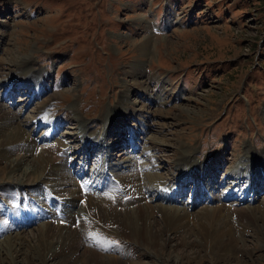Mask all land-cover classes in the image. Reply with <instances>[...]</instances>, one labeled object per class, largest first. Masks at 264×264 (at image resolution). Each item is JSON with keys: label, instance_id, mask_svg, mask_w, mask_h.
<instances>
[{"label": "rangeland", "instance_id": "374dc122", "mask_svg": "<svg viewBox=\"0 0 264 264\" xmlns=\"http://www.w3.org/2000/svg\"><path fill=\"white\" fill-rule=\"evenodd\" d=\"M147 38H152L151 52L142 53L140 45ZM31 58L37 70L44 67L52 72L51 91L22 109L25 103H21V97L28 93L27 86L8 94V100L4 98L6 102L1 99L6 89L0 87V104L12 107L15 126H29L25 130H28L27 135L32 133L33 139L39 140L43 135L44 129L36 128L32 121L45 105L63 121L62 126L66 121L56 136V139L65 140L78 126L77 118L86 119L91 123L92 131H98L97 125L100 127L106 113L116 108L125 91H129L126 95L131 99L134 117L128 119L127 124L142 129V133H134L144 140L142 145L154 148L159 173L174 187L182 184L174 178L176 163L185 155L183 149L190 158L203 162L214 157V162L210 163V176L215 172L222 176L235 169L243 156L251 161L253 171L264 168V161L257 155L264 152V0H0V85L22 68V61ZM139 65L137 70L135 66ZM3 109L0 108L2 145L6 139H15L12 131L6 132L7 116ZM125 124L121 122L112 129L111 141L115 132L126 133L123 136L129 140L128 130L130 135L132 131L129 128L122 131ZM57 146L58 151L63 149V143L58 142ZM5 148H9L11 159L0 160V182L6 177L10 160L23 154L20 147ZM128 149L132 151V148ZM40 150L41 147L36 148L37 158ZM53 160H61V157L56 154ZM247 173L239 177V188L248 185ZM262 182L264 179L254 185L257 195L256 192L251 195L256 196V201L249 205L255 209L253 214L247 211L248 204L237 207L225 201L221 203V197L209 204L202 200L198 207H180L186 212L180 213L184 216L175 221L172 218V223L162 225L160 222L165 239L142 244L143 247L139 245L137 248L141 251L135 247L132 253L140 255L136 254L134 260L123 259L122 252H118L119 247L130 246L119 238L109 236L106 245H100L88 241L78 221L75 224L71 221L70 226L74 231L82 232L87 246L97 253L110 252L114 257L108 261L111 264L113 261L115 264H264ZM187 185L182 197L185 201L192 189V185ZM77 187L82 197L80 202L88 208L91 218L105 217L103 207L106 205L96 206L82 193L78 183ZM5 189L0 186V217L2 224L7 225L10 221L1 213L4 201L9 200L10 192L6 193ZM141 189L142 186H137L126 199L142 201V205L149 208L157 205L153 215L146 216L150 219L165 216L166 213L160 214L169 206L164 207L148 194H140ZM24 192H27L28 200L33 196L29 190H22ZM25 209L33 211L30 207ZM118 210L128 215L133 212L129 208L118 207ZM222 210L232 211L235 231L239 237L245 231L246 240L238 241L237 246L242 245L235 250L232 247L225 254L226 258L216 259L212 237L217 229L225 228ZM54 216L56 220L62 219ZM54 216L50 214L40 225L28 227L23 236V241L29 244L24 260L22 247L14 250L16 259L21 258L17 260L18 264H41L39 255L47 251L48 241L43 239L44 232L39 229L46 220L53 221ZM185 217L188 218L184 224L189 233L182 231L183 236H173V228L179 224L176 222ZM102 226L105 227L104 222ZM142 227L140 223L141 230ZM151 230L149 228V236ZM132 231L126 237L131 236ZM142 232L145 237L144 230ZM156 234L153 232L154 237ZM173 237L179 243L181 241L178 249L170 248ZM6 251L5 247L0 250V264H13ZM61 252L57 251L53 259ZM117 255L122 256V262ZM57 259L50 263L59 264Z\"/></svg>", "mask_w": 264, "mask_h": 264}, {"label": "bare ground", "instance_id": "6f19581e", "mask_svg": "<svg viewBox=\"0 0 264 264\" xmlns=\"http://www.w3.org/2000/svg\"><path fill=\"white\" fill-rule=\"evenodd\" d=\"M151 40L152 38H147L144 43L140 45L142 53L151 52ZM33 62V58L22 61V68L19 71L15 70L16 72L8 79L2 81L0 87L6 89L3 95L4 97L1 98L2 102L5 101V97L8 100L10 97L8 94H12L15 92L14 90H19L20 87L27 86L26 89H28V93L23 94L21 97V103H25L22 109H25L27 104L35 102L51 91L50 83L52 72L44 70V67L43 69L37 70V66ZM40 62L43 63L42 61ZM25 64L26 66L23 67ZM135 67L138 70L141 65ZM128 92L129 91H125L124 97H121L123 100L116 108H112L106 113L100 122L101 128L97 125L96 130L99 129L98 131H92L90 128L91 123H88L86 119L77 118L78 126L73 133L67 134L65 140L56 139V136L57 132L66 125V121H64V125L62 126L61 124L63 121L55 117L53 113L45 107L47 105L39 110L37 118L32 121L36 128L41 127L44 129L43 135L37 140L36 138H32V133L27 135L28 130L25 129H28L29 126H25L24 128L20 126V124L15 126L17 123H15L16 117L13 116L12 113L14 112H12V107L10 105L5 106L2 105L3 103L0 104V108H4L3 110L7 116L5 124L8 126V129L6 132L12 131L15 137V139L12 140L6 139L4 145L0 144V151H2L0 160L4 159L9 161V159H11L9 148L7 150L5 148L7 146H10L11 149L20 147L23 152L22 156L10 160L11 164L6 177H3L0 182V186L6 188V193L10 192L9 200L6 199L4 201L1 210L6 220L10 222L7 225L2 224L0 217V250L2 247L6 248V255L12 258L13 264H18L19 262L17 260L21 259H16L14 250L17 251L18 248L22 247L21 250H24L21 254L23 255V260L26 256V250L29 244L26 245V242L23 241V236L28 230V227L31 228L40 225L41 220L43 218L45 219V217L50 214L53 216L54 214L59 217L61 216L62 219L56 220L54 216L53 221L46 220L43 224L41 223L42 227H40L41 229L39 230L41 233L44 232L43 239L48 241L46 246L47 251L43 255H39V262L41 264H51L50 260H55L57 258V261H60L59 264H111L108 262L113 257H111L110 252L106 253L104 251L105 253H102L101 250V253H97L94 248L91 249L88 247L86 244L87 242L81 235L82 232L79 233L78 229L74 231L70 226L71 221H73L74 224L77 221L80 223V230L83 231L82 234L92 243H98V240L94 239V237L103 238L105 242L99 243L100 245H106V239L109 236L119 238L124 244L130 246L119 248L116 246L119 249L118 252H122L123 259L134 260L137 258L135 257L136 254H139L132 253L135 247L137 248L139 245L142 246V244L155 243V241L160 242L164 237V232L161 230L164 222H169L172 218H174L175 221L178 217L184 216L180 213L183 212L184 214L185 211L180 207H198L202 200H205V203L209 204L214 202L216 197H221V203L225 201L234 206H243V204L246 203L248 204L247 211L252 213L255 210L249 206L256 201V196L251 195L255 192V195H257V190L255 191L257 187L255 188V186L264 179V168L262 170L260 169V171H253L252 163L247 156H243L242 160L237 163L235 169L227 173L224 172L222 176H219L216 172L210 176L212 172L210 163L214 162V157L206 161L204 160L205 162H203L197 158H190L186 150L183 149L185 155L182 156V154L181 159L176 163L178 164L176 166L177 174L174 178L177 181L180 180L182 184L174 187L171 181L163 178L159 173L157 161L154 159V148L147 147L144 144L142 145L144 140L135 134L138 132L142 133V129L138 130L136 125L127 124V120L134 117V110L130 107L131 99L126 95ZM121 122L126 123L122 131L128 130V128L132 131L130 135V131L128 130V135L130 136L129 140L125 139V136H123L126 133L115 132L112 133L114 134V140L111 141L109 139L110 132L114 127H118V124ZM128 123H130V121H128ZM35 129L34 132L36 133ZM58 142L63 143V149L59 151L57 146ZM249 146L253 148L251 143H249ZM39 147H41V152L38 153L39 158H37L36 148ZM128 148H132V151L129 152ZM33 152L34 155L32 156L31 154ZM112 152L114 153L112 154ZM135 153L139 154L135 155ZM56 154L58 157H61V160H53ZM257 155L258 159L264 161V152H260ZM239 166H243V168H240L242 170L239 169ZM198 169H201V171ZM136 171H138V174ZM245 173L248 174L247 180L249 183L242 189V187H238L240 186L239 177H244L243 174ZM235 176L237 178H235ZM76 182L79 184V189L82 193L84 192V195H86L88 199H91L90 202L101 208L106 205L105 208L103 207V209L106 210L105 217H103L105 220L102 216H99L100 220L91 218V213L88 208L83 206L80 202L82 197ZM262 183L261 185H264V182ZM174 184H176V181H174ZM187 184L192 185V189L190 190V197L185 201L182 200V197L185 194L184 190L188 188ZM139 185L142 186L140 194L144 196L148 194L153 200H159L164 207L169 206L165 208L162 207L163 212L160 214L163 215L166 213L167 215L165 214V216L162 217L159 216V219L155 217L150 219V217L148 218L146 216L153 215V212L157 209V205L153 207L150 206L149 208L147 205H142V201L135 202L126 199V197L132 196L133 189L136 190ZM129 187L132 189L129 190ZM24 189L29 190L30 194L33 195L29 200L27 192L22 193ZM133 196H135V194H133ZM131 205H133V207H131ZM28 207L33 210L29 211L30 215L25 209ZM113 207L116 209L112 213H109L108 210H111ZM118 207L123 209L129 208L130 210L133 208L135 209L131 210V212H133L128 215V213L126 214L123 210H118ZM137 207H139L138 210H136ZM122 213H124L123 216L121 215ZM216 213L217 212H215V214ZM220 214L221 219L225 222V228L223 227L224 229L221 231L217 229L212 237V251L216 259L226 258L225 254H227L232 247L235 250L239 246L236 244L238 241L242 240L244 242L246 240H244L243 235L245 231L243 234H240L242 238L239 237L235 231L236 222L234 221V214H232V211L222 210ZM102 221L105 223V227L102 226ZM219 221L221 220L219 219ZM185 222H188L187 217L181 218L176 222L179 224L177 227L174 226L172 232L173 236L175 235V237H177L182 235V231H184L185 234L189 233H187L188 228H186ZM57 223H60V226H56ZM140 223L143 225L142 230L145 232V237L142 230L139 228ZM244 225L247 231L246 223H244ZM149 228L152 229V234L150 236L148 235ZM158 228L159 230H157ZM131 231V236L126 237V235H130ZM153 232H157L155 237L153 236ZM173 239L174 237L170 240V244H172L170 248L178 249L181 245V241L179 243V241ZM144 241L146 242L142 243ZM106 249L105 247V250ZM57 251L62 252L53 259L54 254H58ZM66 251H69V254H66ZM135 252L138 251L136 250ZM119 258L121 261L122 256H118V259ZM27 259L28 258L25 260ZM112 259H114V257ZM74 261L77 262L74 263ZM115 262L113 261L114 264Z\"/></svg>", "mask_w": 264, "mask_h": 264}, {"label": "snow or ice", "instance_id": "6c2138e0", "mask_svg": "<svg viewBox=\"0 0 264 264\" xmlns=\"http://www.w3.org/2000/svg\"><path fill=\"white\" fill-rule=\"evenodd\" d=\"M94 239H97L98 240V243H104L105 241L103 240V238H97V237H94ZM110 243V242H109Z\"/></svg>", "mask_w": 264, "mask_h": 264}]
</instances>
